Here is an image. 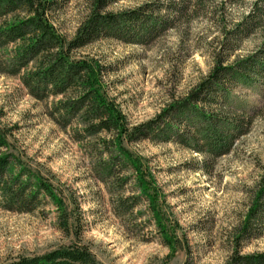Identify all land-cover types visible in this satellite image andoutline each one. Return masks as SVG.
<instances>
[{
	"label": "rangeland",
	"instance_id": "1",
	"mask_svg": "<svg viewBox=\"0 0 264 264\" xmlns=\"http://www.w3.org/2000/svg\"><path fill=\"white\" fill-rule=\"evenodd\" d=\"M148 1L120 0L112 9L122 12ZM256 1L209 0L210 7L194 17L188 28H171L151 44L102 39L80 55L111 67L105 76L109 97L130 126L137 125L155 118L174 96H184L209 74L216 44L224 39L220 21L226 19L228 29L232 28ZM63 3L55 23L72 37L87 14V0ZM240 43L230 62L262 48L264 34L254 33ZM232 91L252 107L264 102L261 86H235ZM52 100L35 99L19 76L0 73V130L10 142L8 150L54 185L71 222L81 218L82 232L79 238L73 227L64 232L59 210L51 202L33 213L0 208V264L75 243L88 245L101 264H226L233 249L229 233L246 216L251 192L264 175V117L256 118L229 154L215 160L210 174L200 169L201 153L174 142H126L148 174L156 220L144 199L127 212L117 210L120 197L138 194L134 182L116 189L111 180L99 179L93 170L95 154L108 157L101 139H77L71 128L59 127L48 115ZM159 220L172 237L170 245ZM257 252H264V234L246 243L242 254Z\"/></svg>",
	"mask_w": 264,
	"mask_h": 264
},
{
	"label": "trees",
	"instance_id": "2",
	"mask_svg": "<svg viewBox=\"0 0 264 264\" xmlns=\"http://www.w3.org/2000/svg\"><path fill=\"white\" fill-rule=\"evenodd\" d=\"M120 0H87V14L75 34L68 37L55 23L63 0H0V73L19 76L28 93L37 100L53 98L48 109L51 120L62 129L71 128L77 139L98 137L108 153H96L93 170L116 189L132 180L138 194L120 197L117 210L127 212L141 200L148 201V174L141 160L125 143L143 140L174 142L201 153L200 169L212 172L217 158L229 154L250 132L258 117H264V102L253 107L234 97L235 86L263 88L264 46L252 55L230 62L241 41L254 33L264 34V0H257L241 21L228 29L220 21L224 39L214 49V66L194 88L172 101L153 119L131 125L116 101L109 97L105 76L109 65L80 55V51L102 39L148 45L171 28H188L192 19L206 12L209 0H151L136 8L115 12ZM242 3V0H230ZM215 14V13H214ZM261 94L264 95V93ZM10 142L0 130V208L33 213L51 202L59 210V226L77 238L82 232L80 217L70 220L63 197L54 185L8 150ZM5 149V151H1ZM144 170V171H143ZM122 173L130 174L127 176ZM148 184V186H147ZM149 187V188H148ZM155 210V211H154ZM72 218V217H71ZM156 219V220H157ZM167 245L172 243L166 227L157 221ZM264 234V175L251 192V204L229 233L233 244L226 264H264V252L242 254L243 247ZM6 264H101L88 245L59 246L43 254L20 255Z\"/></svg>",
	"mask_w": 264,
	"mask_h": 264
}]
</instances>
